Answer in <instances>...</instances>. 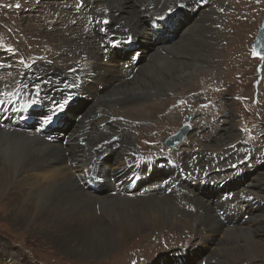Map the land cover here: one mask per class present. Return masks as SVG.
I'll return each instance as SVG.
<instances>
[{
  "label": "bare ground",
  "instance_id": "bare-ground-1",
  "mask_svg": "<svg viewBox=\"0 0 264 264\" xmlns=\"http://www.w3.org/2000/svg\"><path fill=\"white\" fill-rule=\"evenodd\" d=\"M21 1L22 7L19 9V12L22 13V17L20 18L21 25L19 26L16 23L18 12L8 10L5 14V18L7 19V17H9L11 19L10 21L7 19L9 26L20 30L19 32L22 33L27 29L23 25L25 21L33 23L36 30H39L41 23L51 20V17H58L60 15V11L58 10L61 6H63V1L65 0H48L40 6H36L39 0ZM83 1V10L87 9L89 11L86 17L82 19L81 17L71 14V25H61L59 28L55 29L54 33L52 34L40 36L39 33L37 37L33 38L35 40H39L38 45H40V47L43 49H45V47L49 49L51 48L50 43L46 42L45 38L50 37L57 40L60 39V52L58 54V59L61 62L67 61L69 63L67 68L76 74L74 79V84L76 87H74V89L69 92L57 93L54 101L63 102L64 99L68 98L69 96L73 97L74 94H80L84 96L88 103L87 106L82 109L80 118L87 115V113H90V115L93 116L94 119L89 124V130L92 134L94 142L96 144L100 142V137L105 129H117L121 131V133L129 141L130 146L133 147V138L128 132L129 127L141 125L142 123H147L150 120H154L158 115H161L166 111V101H161L159 96H156V99L152 98V95L158 92H163L165 93V96L171 93L174 94L176 98H179L182 96V93H186L187 90H191L193 88V80H188L187 78L188 75L192 77L193 74H187L185 72V69L189 63L187 57L196 55L194 53L196 39H193L192 36L202 39L205 45L209 43L208 46L210 47V57L214 59L220 57V46L224 37L227 36V34H224L223 32L222 25L224 20L223 18L225 17L223 7L226 0H206L203 5H201L200 0ZM180 3H183L185 7H177V5ZM169 8L173 9L171 14L168 12ZM48 12L50 16L48 15ZM184 12L189 14V20H183L180 16H177L178 13L182 14ZM168 15L175 16V20H172L169 23L168 29L163 27L161 34L170 33L173 36H177V39L174 42L171 41V43L165 37L161 38L162 40H167V43L163 44V42H157V39H159V32H155L153 30L152 22L156 21V19L159 17ZM249 16L251 15H248V17ZM241 19L242 18L239 20ZM104 20H107L108 23H102ZM249 22L250 20L247 22H243L241 20L239 22L240 25L238 26H242L245 30V26ZM230 28L232 29V27ZM231 29L229 32L230 36L232 34ZM129 37H131L130 40ZM238 37L242 38L243 35L242 37ZM225 39L228 40L227 37H225ZM43 41L45 42L43 45H41ZM113 41L119 42L117 44L126 41L130 43L132 42L136 45L139 43L144 45L148 49V52L142 54L143 61L149 58L147 60L148 62L150 59L156 56L155 54H160L165 67L170 68L168 69L167 76L166 74H159L158 76L159 82L161 81L163 83H159L158 81L156 83L153 81V85L150 84L140 88L133 87L132 85L130 86V84H135L132 81L135 79V77H138L137 75L143 69V65L139 66V68H137L134 73L129 75L124 74L122 72V68L116 61L115 52H111L107 48V46L112 44ZM184 41H189L187 46H185L186 48L191 49L189 52L192 54L186 55V49V51L181 53L180 56V54L176 53L174 49ZM24 42L25 45H28L27 39L24 40ZM232 45L233 47L237 48L240 46L235 45L234 41ZM48 50H46V52ZM36 54H38V52ZM170 60L176 62V64L171 63ZM218 63L219 62H214L212 67L218 65ZM236 63L237 60L234 61L232 66L236 65ZM8 64V57L2 51H0V67H3V65L7 66ZM224 65L226 66L229 64L224 63ZM204 66L208 67L207 64ZM165 67L162 68L164 69ZM242 67L244 69L246 68L245 66ZM211 68L207 69L211 70ZM10 76L11 72H9L8 69L0 68V90H4V88H6L5 86ZM150 78L151 76H146V80H149ZM241 79L248 82L252 81L251 76H247V72H242ZM183 80H188L189 82L186 83L183 82ZM220 83L208 82V85L212 88L214 85ZM262 86L264 88V85ZM99 88L101 89L99 90ZM151 91L153 92L150 93ZM195 91L196 90H194L192 94H189V96H193ZM263 91L264 89L258 92V94L262 95ZM211 92L215 93L214 91ZM259 98H261V96ZM104 102L110 108L117 107V109L114 108L113 111H110L106 108L103 110L102 115L97 114L94 111L95 107L99 103ZM44 105L45 102H39L40 107ZM262 106L264 107V101H262ZM51 108L53 109L54 106ZM69 108L70 104L66 105L63 112L59 113V116L63 115L66 117L67 121H70V123L66 124V129L68 130L74 126L76 121L80 120L75 119L76 116L69 112ZM218 116L219 115L216 113V111L212 109L211 113L209 114L210 122H200L195 131L197 135L206 132L207 129L215 131V136L217 135L219 138L217 137L216 139L214 136V144L212 146L218 147L220 154L214 155L215 149H213L214 154H208V151L211 150V144L209 141L208 146L210 147H207V149L203 147L204 149L201 153L203 164L200 166L194 165L193 168L186 170L189 175L184 181L176 182L175 180L174 182L167 184L162 189L161 185L164 180L155 179V176L157 175V173H155V175H151L149 180L145 181L144 183L143 190H145V194L126 197L118 193L114 195L108 194L110 191H112L110 190V185L112 186V184L108 180L109 184H106L104 187L100 188L101 191H103V196L94 195L91 196V200L89 198L86 200V202H88L87 206L89 209L92 207V204L94 205V202L99 205L106 201H112L114 203L126 204L130 206V208L127 209L126 214L121 215L120 218L114 219V223L111 226L103 225L101 222L95 220L94 216H86L83 211L85 209H79L77 205L75 206L68 202H66V204L61 202L49 204L44 200V196L37 197L36 194H34L32 197H24V189L22 190L21 188H18V195H12V192H10V186L15 180L17 174L19 175L18 178L20 179V182L23 186L29 184V180H31H28L29 177L35 179L36 183L41 182L38 187L41 191H47L56 187V182H58L60 178L67 180L71 185L70 187H76L73 186L72 183H74V185L77 184V182L83 184L85 181V176H75L70 173L68 168H65L66 162L68 160L62 153V150L58 148L59 145H62V140L49 143L26 135L27 133L25 132H19L16 129L6 128L4 130V143L9 138L15 142H12V144H9V146L22 145L24 142L30 140L33 142H40L41 145H43V154L38 157L37 160H39V162L37 165L35 164L36 166H31L29 169L22 170L20 173H18V164L21 162V158L16 156V152H13L9 156L8 162L6 164L2 165L0 163V206L3 210H7V218L12 221V225L15 226L16 229L31 234H39L45 241L49 243L51 247L57 250L59 254L68 253L66 256H69L73 259L79 258L84 261H93L92 259L103 257L112 252V250H115L120 241L128 239L131 235L136 233L141 228V226L146 227L153 232L157 227L162 228L166 225L169 228L179 230L183 235L188 237L193 242L189 243L188 245L186 244L180 253H172L170 255L163 256L157 264H160L161 261H166L165 264H189L190 261H196L197 264H225L224 262L226 260L224 257H220L221 254H226V256L229 255L231 258L237 259V261L239 258L246 259V257L250 255L252 258L257 257L259 251L264 255V243H257L254 240L255 236L264 239V175H262V169L257 167V169L250 172L251 176L246 174L244 176L238 177L233 183L231 182L229 185L228 182L225 184H220L221 181L217 183L214 182V180H216L215 177L221 173V169L217 170L214 167L206 168L207 165H211L216 162H224L230 158L234 160L235 157L239 155L250 157L249 150H247V152L244 154H237V152H242L245 149L242 145V141H236L232 146L230 145L231 143L229 142V139H223L219 135L225 134L227 137H229L230 132L228 129H218L219 126L215 124L216 118ZM102 117L105 118L101 119ZM107 121L110 122L106 123ZM188 133L184 136V138L188 135ZM2 140L3 139H0V141ZM69 141L70 139H67V142ZM115 141H117L116 137L110 140L111 143ZM29 143L27 142L26 144ZM190 143V139H186L185 141L183 139L180 144L168 146L167 149H173L172 152L177 158L187 157L188 159L192 156L190 153H188L192 148V144ZM116 147L117 149H115ZM108 150L109 151H106L103 154L110 153L107 159H109L108 163L111 164L109 166L102 165L100 168V172L107 178H116L119 173V170L116 172H110L109 167H112L113 165L114 167L119 165L125 166L126 163H131L137 159L136 156L133 160L127 158V154L130 152V149H124L119 145H114ZM100 155L102 154L96 149H93L91 153H88L87 157L83 155L76 156L73 160V163L76 165L78 163H81L82 165H84V163L90 165L91 161L95 158H98ZM2 157L4 156L2 155ZM125 159H127L126 163H122ZM190 170H198L195 178H193V173L190 172ZM194 187H198V193H195L194 189L190 191V188ZM184 188L191 197L189 200H183L181 197V205L183 208L182 213L187 214L188 222L183 220L177 222L178 218H175L169 220L167 223L165 217L168 213V208L156 205L157 201H155V199L163 197L167 199L172 198L175 196L174 194H171L173 191L177 190L181 193L183 192ZM220 190L227 191L229 194H232L231 201L226 204L219 203V197L215 196L214 193L219 192ZM69 194L68 196H70ZM249 197H251V199H249ZM191 200H193L197 205V212L200 209L202 210L199 215L196 214L195 216H192L191 213H193L195 209H193L192 204H190ZM161 205L167 206L164 203ZM226 206H228V210L230 212L237 210V215L235 218L226 216L224 219H222L220 216H218L216 209L225 211ZM131 210H134V212H130ZM243 215H248L247 218L250 219V223H253L252 228H242V225L244 224L242 221ZM36 225L37 227H35ZM238 232L245 233L239 235ZM159 235H162V238L158 236L157 242H159V244H157L156 247L149 245L147 248L151 252L149 258L161 255V251H163L164 247L168 245L170 240L168 233L160 232ZM241 237L244 239V243H246L245 246L238 244L236 245L235 240ZM215 238H217V241ZM176 241L178 242L179 240L176 238ZM194 242L196 243L194 244ZM70 243H72L73 246H70ZM197 243H207L209 245H213L215 243L214 245L219 246V249H216L215 253L206 255L204 251L197 247ZM230 244L234 246L230 247ZM127 256L129 257V262L132 259V264H138L139 261L144 260L142 258L138 261L139 257L135 252L131 253V255L127 254ZM215 260L216 262H214ZM9 264L15 263L10 259ZM227 264H229V262Z\"/></svg>",
  "mask_w": 264,
  "mask_h": 264
},
{
  "label": "rangeland",
  "instance_id": "rangeland-1",
  "mask_svg": "<svg viewBox=\"0 0 264 264\" xmlns=\"http://www.w3.org/2000/svg\"><path fill=\"white\" fill-rule=\"evenodd\" d=\"M47 1L48 0H39L38 3L36 2V6H40ZM83 2V0H65L63 1V6H61L58 10L60 11V15L58 17H51V20L41 23L39 26V30H36L33 23L25 21L23 25L27 29L21 33L19 32L20 30L9 26L8 20L10 21L11 19L7 17V20L5 18V14L8 10L18 12L16 23L20 26V18L22 17V13L19 12V9L22 7V1L0 0V51H2L9 60V64L7 66L3 65V67L0 68L8 69V71L11 72V76L6 84L7 87L4 88V90L17 93L19 96V99H17V95H13L12 97H5V99L16 101L18 104H30V102L35 99L37 100V103L35 105L39 106V102L43 101L45 102V105L53 107L54 98L57 93L69 92L74 89V87L70 88L68 87V85L74 84L76 74L67 68L69 64L67 61L61 62L58 59V54L60 52V39L57 40L50 37L45 38L46 42L50 43L51 48L49 49L45 47V49H43L42 47H40V45H38L39 40H35L33 38L37 37L39 33L40 36L52 34L54 33V30L59 28L61 25H71V14L81 17L82 19L86 17L89 11L87 9L83 10ZM17 5H19V7H17ZM223 9L225 14V17L223 18L224 20L222 22L223 32L224 34H227V36L225 37H227L228 40H226L224 37L223 42L220 46V57H217L216 59L210 57L211 54L210 47L208 46L209 43L205 45L202 39H198L197 37L192 36L193 39H196L194 48V53L196 55L187 57L189 63L185 69V72L187 74H193L192 77H190V75H188L187 77L188 80H193V88L191 90H187L186 93H182V96H180L179 98H176L175 95L171 93H166L167 95L165 96V93L163 92H158L152 95V98L156 99V96H159L161 101H166L168 108L166 107V111L163 114L158 115L154 119L155 121L150 120L147 123L129 127L128 132L133 138V147L130 146L129 141L121 133V131L117 129H105L100 137V142L96 144L89 130V124L94 119L93 116L90 115V113H87V115L80 118V120L78 119L79 121H76L74 126L69 129L67 133V139H70V141L67 142V140H65V143H62V145L58 146V148L62 150V153L68 160L66 162L65 168H68L71 174L83 177L85 176L86 169L90 166L85 163L84 165H82L81 163H78L77 165L74 164L73 160L76 156L83 155L87 157L88 153H91L93 149H96L99 153L103 154L104 152L109 151L108 149L114 145H119L124 149H130V152L127 154V158H129L130 160H133L134 157H137L138 155H142L140 156V160L143 159L142 157H144L145 155H150L155 158L172 156L182 164L185 171L193 168L194 165L200 166L203 164L201 153L203 152L204 148L207 149V147H210L208 146L209 141L211 144V150L208 151V154H214L213 149H215L214 155L220 154V150L218 151V147L212 146L214 144L213 141L215 131L207 129L206 132L200 135H197L195 131L200 122H210L209 114L211 113L212 109H214L219 115L216 118L215 122V124L219 126L218 129H228L230 132L229 137H227V135L225 134L219 135L223 139H229V142L231 143L230 145L232 146L236 141H242V145L245 149L242 152H237V154H244L245 152H247V150L250 151V157L239 155L236 156L234 160L230 158L229 160L224 162H216L214 164L207 165L206 168L214 167L217 170L221 169V173L215 177L216 180H214V182L217 183L221 181L220 184H225L228 182V184L230 185V183H233L234 180L238 177L244 176L246 174H249V176H251L250 172L257 169V167L262 169V175H264V107L262 106V101H264V91L262 95L258 94V92L264 89L262 86L264 85V58H259L258 56L254 57L252 48V41L254 40L257 31L260 28L261 21L264 18V0H226ZM187 14L186 12L182 14L178 13L177 16H180L183 20H189L190 16L189 14ZM48 15L50 16L49 12ZM248 15L251 16L248 17ZM240 18H242L241 20L243 22H247L250 20V22L245 26V30L242 26H238L240 25L239 22L241 21L239 20ZM230 27H232L233 30ZM230 29L232 31L231 36L229 33ZM238 36L242 38H239ZM174 37L176 38L177 36ZM161 38L164 37L162 36ZM26 39L28 40V45H25L24 40ZM168 40L170 42L172 41L170 39ZM233 41L235 45L240 46L238 48L233 47ZM35 42L38 43L36 44ZM44 42L45 41H43L41 45H43ZM157 42H163L164 44L167 43V40L157 39ZM188 42L189 41H184L179 46H177L174 49L176 53H179L181 56V53H184L187 49L186 55L192 54L189 52V50L191 49L186 48ZM137 46L144 47V45L140 43ZM46 50L48 51L46 52ZM37 52L38 54H36ZM155 55L156 56H154V58L150 59L148 62L147 60L149 58L145 61L142 60L140 62V66L143 65V69L137 75L138 77H135V79L132 81L135 84H130L132 82L128 83L130 84V86L132 85L133 87L140 88L142 86L150 84L153 85L154 82H159V74H166V76L168 75V69L170 68L165 67L160 54ZM21 60L24 61L23 64L20 63ZM236 60V65L232 66L234 61ZM170 62L176 64V62L174 61L170 60ZM214 62L219 63L218 65L212 67L214 65ZM224 63H227L229 65L225 66ZM205 64H207L208 67L204 66ZM25 65H29L31 67H26ZM242 66H245L246 68L244 69ZM162 67L165 68L163 69ZM207 68H211V70H208ZM242 72H247V76L250 75L252 81H243L241 79ZM146 76H151V78L149 80H146ZM188 80H183V82L187 83L189 82ZM208 82L221 83L214 85V87L211 88L208 85ZM36 83H39L41 85L39 89V98H37L33 94L35 91L33 86ZM159 83L163 82L160 81ZM100 89L101 88H99V90ZM194 90L196 91L194 92L193 96H189V94H192ZM211 91H214L215 93ZM152 92L153 91H151L150 93ZM260 96L261 98H259ZM106 108L110 111H113L114 108L117 109V107L110 108L104 102L99 103L95 107L94 111L97 114L102 115L103 110ZM104 118L105 117H102L101 119ZM108 122L110 121H107L106 123ZM183 126H188L189 128L188 135L183 139L184 141L186 139H190V144H192V148L188 152L192 156L188 159L187 157L177 158L176 156H174L172 152L173 149H167L168 146L164 142L165 139L168 138V136L177 133L179 128ZM5 129L6 128L3 129L0 127V139H3L2 141H0V152L2 153H0V163L2 165L6 164L8 162L9 156L13 152H16V156L21 158V162L18 164V173H20L22 170L29 169L31 166H36L39 162V160H37L38 157L43 154V145H41L40 142H33L30 140L27 141L28 143L30 142L29 144H26L27 142H24L22 145L9 146V144H12L13 141L11 138H9L4 143ZM26 135L44 141V139L35 136L34 133H27ZM114 137L117 138V141L111 143L110 140ZM217 137L219 138V136L216 135L215 138L217 139ZM180 143L181 142H179L178 144ZM115 149H117V147ZM2 155L4 157H2ZM109 155L110 153H107V157ZM108 160L106 159V162H108ZM126 161L127 159L123 160L122 163H126ZM109 168L110 172H116L123 169L124 165H119L117 167H114L113 165ZM197 171L198 170H190V172L193 173V178H195ZM18 176L19 175L17 174L15 180L10 186L12 190H10V192H12V195H18V188H21L22 190L24 189V192L20 190L24 193V197H32L34 194H36L37 197L44 196V200L49 204H56L58 202L66 204V202H68L75 206L77 205L79 209H85L83 211L86 216H94V219L98 222H101L103 225H113L114 219L120 218L121 215L126 214L127 209L130 208V206L126 204H118L112 201H106L99 205H97V203L95 202L94 205L90 203L92 204V207L89 209L87 206L88 202H86V200L88 198L91 200V196L94 195L103 196V191H101V189H99L96 193H90L88 190H85L84 184L77 182V184L74 185V183L69 180L73 186H76L72 188L70 187L71 185L67 180H65L64 178H60L58 182H56V187L47 190V192L39 190L38 187L41 182L36 183L35 179H32L30 177L28 178V180L31 179L29 180V184L23 186ZM155 179L164 180L157 175L155 176ZM178 179L179 177L172 178V182H174L175 180L177 182ZM192 189H194L195 193H198V187L190 188V191ZM68 194L70 196H68ZM171 194H174L175 196L169 199L165 197L155 199V201H157L156 205L168 208V213L165 217L167 223L169 222V220L175 218H178L177 222H179L180 220L188 222L187 214L182 213L183 208L181 205V197L183 200H189L191 199L190 194L186 192L185 188L181 193L175 190ZM162 203L166 204L167 206L161 205ZM170 204L172 207L170 206ZM190 204H192L193 209H195V211L191 213L192 216H195L196 214L199 215L202 210L200 209L197 212V205L193 200H191ZM6 211L7 210H3L0 206V260H5L0 261V264H9L10 259L13 260L15 264H132V259L129 262V257L127 256V254L131 255V253L133 252L138 255V261L139 259H144L139 261L138 264H157L163 256L170 255L172 253H180L186 244L188 245L189 243L193 242L188 237L183 235L179 230L169 228L167 225L162 228L157 227L153 232L152 230L141 226V228L136 233L131 235L128 239L120 241L117 248L115 250H112V252H110L109 254L97 259H92L93 261H84L79 258L73 259L69 256H66L68 253L59 254L57 250L51 247L49 243L37 233L31 234L21 230L19 231L15 228V226L12 225V221L7 218ZM130 212H134V210H131ZM247 217L248 215H243L242 217V221L244 222L242 228L244 229L246 227H253V223H250V219H248ZM244 219L246 220V222ZM35 227H37V225ZM160 232H166L170 236L168 245H166L163 251H161V255L149 258L151 252L147 248L149 245L156 247V245L159 244V242H157L158 236H162L159 235ZM243 233L238 232L239 235H242ZM176 238L179 240L178 242L176 241ZM241 239L243 238L241 237L235 240L236 245L238 244L241 246H245L246 243H244V239ZM215 240L217 241V238H215ZM254 240L257 243H264V239H262L261 237L255 236ZM195 243L196 242H194V244ZM214 244L209 245L207 243H197V247L200 250L204 251L206 255H209L210 253H215L216 249H219V246ZM70 246H73V244L70 243ZM229 246L233 247L234 245L230 244ZM220 257H224V259L226 260L224 262L225 264H227L228 262L229 264H264V255L263 253H260V251L257 257L252 258V256L250 255L246 257V259L239 258L238 261L235 258H231L229 255L226 256V254H221ZM214 262H216V260ZM165 263L166 261L160 262V264ZM189 264L197 263L196 261H190Z\"/></svg>",
  "mask_w": 264,
  "mask_h": 264
},
{
  "label": "snow or ice",
  "instance_id": "snow-or-ice-1",
  "mask_svg": "<svg viewBox=\"0 0 264 264\" xmlns=\"http://www.w3.org/2000/svg\"><path fill=\"white\" fill-rule=\"evenodd\" d=\"M205 2H206V0H200L201 5H203ZM17 7H19V5H17ZM177 7L184 8L185 5L183 3H180V4L177 5ZM168 12H169V14H171L173 12V9L172 8H169L168 9ZM159 19H164V17H159ZM102 23L107 24L108 21L107 20H104V21H102ZM130 39H131V37H129V40ZM117 43H119V42L113 41L112 46L113 47H116ZM257 55H258V53L254 49L253 50V56L256 57ZM261 58H264V57H261ZM20 63L23 64L24 61L21 60ZM25 66L26 67H31L29 65H25ZM40 86L41 85L39 83H36L33 86L34 87V90H35L33 94L37 98H39V95H40V92H39ZM5 87H7V86H5ZM68 87H70V88L71 87H76V85L75 84L68 85ZM13 95H17V99H19V96H18L17 93H14L12 91L0 90V104H3V103L6 102L4 100L5 97H12ZM70 100H71V96H69L68 98L64 99L63 102L54 101V108L51 111V114H47V113H43V112L37 113V115L41 117V121L40 122L42 124H44V125H49L50 123H52L54 121V119H58L59 118V113H61V112L64 111L66 105L69 104ZM36 103H37V100L34 99V100H32L30 102V104L29 103H25L24 105H22V107L23 108H28V107H30L32 105H35ZM249 199H251V197H249Z\"/></svg>",
  "mask_w": 264,
  "mask_h": 264
},
{
  "label": "water",
  "instance_id": "water-1",
  "mask_svg": "<svg viewBox=\"0 0 264 264\" xmlns=\"http://www.w3.org/2000/svg\"><path fill=\"white\" fill-rule=\"evenodd\" d=\"M252 48L253 50L255 49V51L258 53L257 56L259 58L264 56V19L261 22L260 28L256 34L255 39L252 41ZM188 131H189L188 126L181 127L177 133L169 136L165 140V144L167 146L178 144L179 142L182 141V139L188 133Z\"/></svg>",
  "mask_w": 264,
  "mask_h": 264
}]
</instances>
